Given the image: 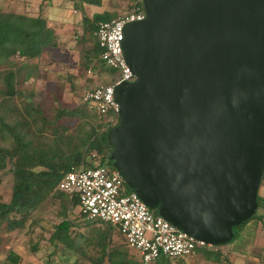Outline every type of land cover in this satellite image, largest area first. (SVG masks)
<instances>
[{
	"label": "water",
	"instance_id": "1",
	"mask_svg": "<svg viewBox=\"0 0 264 264\" xmlns=\"http://www.w3.org/2000/svg\"><path fill=\"white\" fill-rule=\"evenodd\" d=\"M115 87L113 166L159 215L206 245L258 210L264 175V0H142Z\"/></svg>",
	"mask_w": 264,
	"mask_h": 264
},
{
	"label": "trees",
	"instance_id": "2",
	"mask_svg": "<svg viewBox=\"0 0 264 264\" xmlns=\"http://www.w3.org/2000/svg\"><path fill=\"white\" fill-rule=\"evenodd\" d=\"M51 1L42 0V6ZM108 3V0H82L77 7L84 12L85 4L102 7ZM119 14L115 11L85 14L82 20V35L77 41L82 43L85 67H90L95 57L98 65L94 70L101 75H112L115 71L102 60L103 49L95 31L101 22ZM57 39L56 30L43 13L34 15L28 10L18 12L0 7V183L6 178L12 181L10 200H0V258L5 256L6 262L21 264V255L14 249L16 240L24 231L30 234L38 228L42 233L29 253L37 255L40 244L48 246L44 249L46 260L37 264H144L140 253L128 245L118 226L89 218L81 206L79 193L59 188L75 167L113 166L110 159L113 148L107 137L113 125L97 113L95 122H91L80 107L72 110L58 107L53 118H48L42 102L38 103L32 96L34 93L21 87L39 68V63L33 60L41 58L48 48L58 47ZM91 41L93 47L86 49ZM94 87L88 86L86 90ZM66 117L79 120L74 127L76 131L57 124ZM127 189L134 191L128 186ZM50 197L59 201L61 220L48 228L40 223L38 210ZM258 204L260 207L259 198ZM77 207L80 213L76 215L73 209ZM152 211L159 214L156 209ZM257 216L256 212L251 219ZM242 225L234 228L235 238ZM115 231L122 234L124 243H112ZM13 232L17 235L11 237ZM207 246L198 245L192 253ZM179 258L183 257L162 255L153 264H166Z\"/></svg>",
	"mask_w": 264,
	"mask_h": 264
},
{
	"label": "built area",
	"instance_id": "3",
	"mask_svg": "<svg viewBox=\"0 0 264 264\" xmlns=\"http://www.w3.org/2000/svg\"><path fill=\"white\" fill-rule=\"evenodd\" d=\"M145 17L142 0H125L119 16L101 22L95 31L103 49L101 58L115 73L106 82L85 90L82 97L90 110L100 117L111 115L109 125L113 127L120 119L115 87L135 79L123 52L124 29L128 23ZM89 72L92 73V69ZM127 186L112 165L75 167L59 184L64 191L79 193L81 206L89 218L118 226L128 245L140 253L144 264H153L162 255L186 257L198 245H204L163 216L155 214L135 191L129 192Z\"/></svg>",
	"mask_w": 264,
	"mask_h": 264
},
{
	"label": "rangeland",
	"instance_id": "4",
	"mask_svg": "<svg viewBox=\"0 0 264 264\" xmlns=\"http://www.w3.org/2000/svg\"><path fill=\"white\" fill-rule=\"evenodd\" d=\"M56 1L61 2V4L68 3L69 8L66 7V11L68 12L69 17L73 19V23H75L74 29L71 30V36L63 40L64 42H62L60 37H58V47L48 48L44 51L41 58L33 60L34 63H39V68L34 74L35 77H37V75L40 76V81H25L21 87L27 89L30 94L34 93L32 96H34V99L38 103L42 102L44 107L47 108V113L49 115L48 118H53L58 107L67 108L69 110L80 107L83 109V112H85L86 117L91 122H95V112L90 110L88 104L83 100V88L88 86H97L102 82H106L107 79L109 80V77L107 78L106 76L108 75H101L99 71L96 72V70H94V67L98 65L95 57H92L90 67H85L86 60L83 56L82 43L77 41L78 36L82 35L83 27L81 20L77 22L76 19L81 17L82 14L80 16L79 14L73 13V10H79V7L77 6H79V4L81 5L82 0H73V2H70L69 0ZM108 1L112 7H116L114 10L115 12H121L122 5L124 3L123 0ZM21 2L23 4V0H0V7L6 8L7 10L14 9L21 12L23 11L21 10V8H23ZM77 23L79 24V27L81 26V28H77ZM87 47L92 48L93 42L91 41L88 43L86 49ZM91 68L93 69L92 73L89 72ZM75 73H77V75H75ZM74 79L77 80V82H75ZM35 86L39 87V89ZM110 116L111 115H107L104 117L108 123L110 121L109 119H111ZM76 122L79 123V120L77 121L76 119L66 117L60 119L57 124L66 125L69 127L70 131L74 132L76 131L74 128ZM11 191V178H6L2 183H0V200L9 201L11 198ZM59 207V201L50 197L38 210V215L41 216L40 223L48 228H51L53 224L58 223L61 220V217H59ZM73 211L76 215L79 214L80 207L75 208V210L73 209ZM244 226L242 225L241 228L239 227L238 229L241 231ZM50 230L46 231V236H49ZM237 231L240 234V231ZM41 233V229L37 228L33 233L27 234L26 231H24L21 236H18L14 249L21 255V264H37L40 261L42 262L46 260L44 257V249L47 248V243L40 244L41 249L37 255L29 253L33 248L32 245L38 240ZM10 235H12L11 237H14L17 233L13 232ZM199 256L200 252H194L191 255L186 256L180 263L193 264L195 259L199 258ZM5 259V256L0 258V264H12L10 262H6Z\"/></svg>",
	"mask_w": 264,
	"mask_h": 264
},
{
	"label": "crops",
	"instance_id": "5",
	"mask_svg": "<svg viewBox=\"0 0 264 264\" xmlns=\"http://www.w3.org/2000/svg\"><path fill=\"white\" fill-rule=\"evenodd\" d=\"M69 1L73 2V0ZM22 7L21 10L31 11L34 15L40 12L43 13L48 19L49 25L56 30L62 42H64L63 40H65V38L71 36V30L74 29L75 23H73V19L69 17L66 11V7L69 8L68 3L61 4V2L52 0L49 4L42 6V0H23ZM115 9L116 7H112L110 3L102 7L85 4L84 12L81 10H73V13L79 14L80 16L82 14L81 17L76 19L77 22L81 20L82 24L85 14L92 16L95 13H102L104 11L114 12ZM77 25L78 29L81 28L78 23ZM75 75H77V73H75ZM107 75V78L114 76V74ZM36 80L40 81V76H34L29 81L35 82ZM74 81L77 82L75 79ZM36 88L39 89V87ZM83 89L84 91L86 90L85 87ZM258 198L261 201L260 207H258L257 210L258 216L246 221L240 234L236 238L234 237L231 242L219 246L208 245L207 247L197 249L196 252H200V256L195 259L193 264H264V184L260 186ZM112 243H124L122 234L118 231L113 232ZM184 258L185 257L172 259L166 264H182L180 262H182Z\"/></svg>",
	"mask_w": 264,
	"mask_h": 264
}]
</instances>
